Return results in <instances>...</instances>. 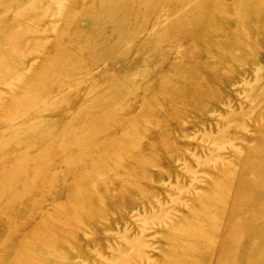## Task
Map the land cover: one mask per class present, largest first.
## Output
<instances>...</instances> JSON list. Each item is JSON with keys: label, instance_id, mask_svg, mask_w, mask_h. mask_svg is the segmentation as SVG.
<instances>
[{"label": "rangeland", "instance_id": "obj_1", "mask_svg": "<svg viewBox=\"0 0 264 264\" xmlns=\"http://www.w3.org/2000/svg\"><path fill=\"white\" fill-rule=\"evenodd\" d=\"M0 0V264H264V0Z\"/></svg>", "mask_w": 264, "mask_h": 264}, {"label": "bare ground", "instance_id": "obj_2", "mask_svg": "<svg viewBox=\"0 0 264 264\" xmlns=\"http://www.w3.org/2000/svg\"><path fill=\"white\" fill-rule=\"evenodd\" d=\"M62 1V0H61ZM61 1H60V4H61Z\"/></svg>", "mask_w": 264, "mask_h": 264}]
</instances>
